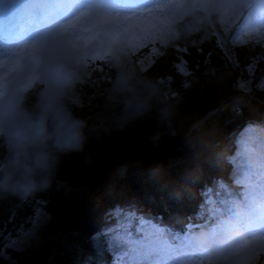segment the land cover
Returning <instances> with one entry per match:
<instances>
[{
  "label": "trees",
  "instance_id": "obj_1",
  "mask_svg": "<svg viewBox=\"0 0 264 264\" xmlns=\"http://www.w3.org/2000/svg\"><path fill=\"white\" fill-rule=\"evenodd\" d=\"M59 1L3 0L0 33L21 27L25 15H43ZM65 21L64 14L58 23ZM40 23L32 18L25 29ZM234 58L221 49L205 19L185 18L177 39L137 73L154 85L145 93L148 109L139 116L109 102L115 68L106 66L90 77L83 71L69 103L86 122L88 141L82 152L62 158L48 190L27 201L0 200V264L35 263L33 252L5 250L4 241L27 227L39 205L62 224L53 264H114L109 248L114 211L149 220L172 240L216 225L208 217L207 193L236 190L242 160L234 155L235 139L248 122L264 123L263 94L238 88L247 65L262 62L264 68V48L246 47ZM181 63L184 73L178 71ZM125 65L136 68L133 62ZM40 86L32 88L30 99Z\"/></svg>",
  "mask_w": 264,
  "mask_h": 264
},
{
  "label": "rangeland",
  "instance_id": "obj_2",
  "mask_svg": "<svg viewBox=\"0 0 264 264\" xmlns=\"http://www.w3.org/2000/svg\"><path fill=\"white\" fill-rule=\"evenodd\" d=\"M64 14L67 21L57 25ZM35 16L25 15L18 32V37L22 36L32 18L41 22L39 26L43 29L32 35L31 42L17 45L0 42V84L5 87L26 83L34 76L43 46L50 39L66 42L88 77L94 72L98 75L106 66L114 68L117 57L125 64L133 62L134 72H143L160 56L161 48L177 39L178 25L189 16L207 21L221 49L232 61L246 47L264 48V0H62L43 15ZM260 64L254 62L245 67L239 80L240 90L264 96V68ZM185 69L184 63L178 67L182 73ZM36 84L39 83L33 87ZM244 163L235 172L236 190L223 195L207 193L208 217L217 224L231 214L233 202L241 195L238 173ZM125 213L111 214L117 220L109 231L114 264H256L259 260L264 264V225L218 232L201 246L193 240L194 234L212 226L208 230L199 227L201 231L172 240L151 221ZM61 230L62 224L39 205L27 227L15 237L6 236L5 250H30L36 256L34 264H53V246ZM3 257L9 260L7 255Z\"/></svg>",
  "mask_w": 264,
  "mask_h": 264
},
{
  "label": "clouds",
  "instance_id": "obj_3",
  "mask_svg": "<svg viewBox=\"0 0 264 264\" xmlns=\"http://www.w3.org/2000/svg\"><path fill=\"white\" fill-rule=\"evenodd\" d=\"M113 66L116 74L109 102L142 115L149 106L145 93L154 85L118 57ZM82 78L83 66L66 42L50 39L32 78L18 85L0 84V200L27 201L48 190L62 158L83 151L87 124L69 103ZM34 83L41 86L30 99ZM234 143V155L245 162L238 173L241 195L228 217L208 231L194 234L193 240L201 246L218 232L264 225V123L248 122Z\"/></svg>",
  "mask_w": 264,
  "mask_h": 264
},
{
  "label": "bare ground",
  "instance_id": "obj_4",
  "mask_svg": "<svg viewBox=\"0 0 264 264\" xmlns=\"http://www.w3.org/2000/svg\"><path fill=\"white\" fill-rule=\"evenodd\" d=\"M60 1L62 2V0H60ZM170 9L174 10V8H173V7H170ZM12 11H15V12H16V10H15V9H12ZM16 13H17V12H16ZM32 219H33V218H32ZM32 219H31V220H32ZM202 219H203V217H202V216H200V215L197 217V220H198V221H201ZM196 222H197V221H196ZM209 222H214V221H209Z\"/></svg>",
  "mask_w": 264,
  "mask_h": 264
}]
</instances>
